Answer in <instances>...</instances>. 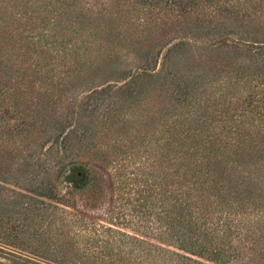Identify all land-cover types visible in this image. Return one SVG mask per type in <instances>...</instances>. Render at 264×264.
Instances as JSON below:
<instances>
[{"label":"rangeland","instance_id":"rangeland-1","mask_svg":"<svg viewBox=\"0 0 264 264\" xmlns=\"http://www.w3.org/2000/svg\"><path fill=\"white\" fill-rule=\"evenodd\" d=\"M14 1L0 0V264H245L189 253L168 219L186 150L202 160L261 128L243 98L264 101V0Z\"/></svg>","mask_w":264,"mask_h":264},{"label":"trees","instance_id":"trees-1","mask_svg":"<svg viewBox=\"0 0 264 264\" xmlns=\"http://www.w3.org/2000/svg\"><path fill=\"white\" fill-rule=\"evenodd\" d=\"M253 47L264 61V43ZM256 68V75L251 76L262 77L264 82V67ZM261 86L264 88V83ZM243 99L248 111L255 113L253 119L260 118L261 128L252 130L253 125L243 123L232 131L233 143L207 159H192L191 153L185 151L189 179L183 199L178 195L171 198L169 237L186 241L192 248L189 253L206 254L213 260L228 261L229 253L236 260L246 253L245 264H264V150L250 142L252 135L264 141V101L255 91ZM199 131L204 135L207 129ZM182 259L186 260L184 264L193 262Z\"/></svg>","mask_w":264,"mask_h":264}]
</instances>
